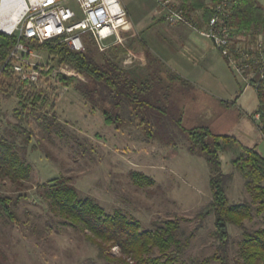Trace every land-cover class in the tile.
I'll return each mask as SVG.
<instances>
[{
    "label": "rangeland",
    "instance_id": "rangeland-1",
    "mask_svg": "<svg viewBox=\"0 0 264 264\" xmlns=\"http://www.w3.org/2000/svg\"><path fill=\"white\" fill-rule=\"evenodd\" d=\"M120 1L122 5L127 4L130 22L138 21L132 30L130 27L127 32H121L125 41L121 60L128 51L144 59L143 65L134 63L122 68L153 73L159 65L154 82H158L163 91H172L174 103L183 110L184 128L208 127L214 134L237 140L225 146L221 153L222 170L231 175L226 193L231 204L251 203L244 187L245 179L232 166V161H239L242 147L254 145L264 156L262 134L253 119L248 122L244 114L254 111L253 116L257 110L255 89L245 88L242 79L216 50L217 69L208 68L205 78L217 87L210 88L192 71L198 69L193 53L177 52L162 40L163 34L159 31L163 25L142 28V24L163 20L154 0ZM173 3L181 5L180 0ZM191 31L194 37L197 33ZM258 33L264 35V30L260 28ZM140 39L154 53L158 64L147 62ZM83 40L86 49L93 47L90 36L83 35ZM34 53L37 58L32 62L44 68L42 82L34 90L47 97L48 105L25 114L28 111H22L13 91L6 88L0 91V140L14 145L19 158L31 166L26 181L15 182L0 175V196L11 198L12 203L20 198L16 205H10L17 223L10 222L0 211V264H119L100 258L97 247L86 239L88 234L82 228L65 225V220L50 210L42 196L43 186L60 177L75 187L79 198L98 203L107 215L121 212L138 222L143 231L153 230L154 226L168 221L176 222L179 225L177 240L187 243L177 264L199 263L212 256L217 242L213 237L214 216L208 208L211 192L205 160L188 154L187 143L177 130L173 132L175 147H171L158 139L145 140L141 128L134 125L124 124L119 130L106 125L100 110L92 111L74 88H65L59 79L62 76L84 83L87 80L79 75L64 74L61 69L65 65H57L46 53ZM96 53L95 58L99 59L100 52ZM175 76L181 82L168 81ZM26 90L25 93L32 91ZM223 100H236V105L227 107ZM43 115L53 123L49 132L43 124ZM17 127L27 131L28 143L19 136ZM132 172L148 177L153 184L136 183L131 179ZM244 228L247 233L264 228L263 215L254 212L250 220L244 221ZM228 233L229 254L235 259L243 230L230 225ZM109 251L112 256H119L117 248ZM152 256H159L158 251Z\"/></svg>",
    "mask_w": 264,
    "mask_h": 264
},
{
    "label": "trees",
    "instance_id": "trees-1",
    "mask_svg": "<svg viewBox=\"0 0 264 264\" xmlns=\"http://www.w3.org/2000/svg\"><path fill=\"white\" fill-rule=\"evenodd\" d=\"M182 7L189 12L202 11L207 19L209 12L206 6L213 0H180ZM232 23L238 31L257 35L258 30H264V13L255 0H239L234 8ZM124 38V37H123ZM26 45L34 51L46 53L57 65L71 67L77 75L87 80L60 77V83L65 88H74L81 97L90 104L93 110H100L104 123L119 130L122 125H134L141 128L145 140L165 141L171 147L174 144V131L177 130L186 141V150L192 156L202 157L209 170V188L211 202L208 208L214 216L213 237L217 242L212 256L199 263L208 264L211 261L219 264H264V228L247 233L244 221L250 220L253 213L264 218V156L256 147H242L239 161H232V166L245 179L244 187L251 198V203L231 204L227 197V182L230 174L222 170L221 153L225 146L237 143L232 136L218 135L208 127L184 128L182 126L183 110L175 104L172 91H163L156 80L158 67L153 73L137 69H124L120 64L124 46H114L96 59L97 49L89 46L85 52H76L68 48L60 39H53L44 44L25 40ZM16 43L14 36L0 32V91L5 88L13 91L22 111L25 114L35 113L40 106L48 105L47 97L34 87H27L16 80L9 54ZM142 43V42H141ZM143 53L150 64H158L155 56L143 46ZM181 79L177 76L170 81ZM76 82V83H74ZM27 89V90H26ZM259 101L255 113H262V135L264 134V78L254 88ZM30 91L31 92H27ZM234 105L235 102L226 103ZM252 118V114L248 116ZM47 131H51L53 123L46 115L42 116ZM17 133L25 143L30 136L27 131L17 127ZM31 166L22 161L15 146L6 140H0V175L11 181H26L29 179ZM131 179L136 183L149 185L153 182L146 176L132 172ZM42 196L50 210L61 216L65 225L80 227L88 235L86 239L98 249L100 258L115 261L119 264H177L186 244L177 240L179 225L168 221L162 226H154L153 230L143 231L139 223L127 218L121 212L112 215L105 214L103 208L89 198L81 199L78 192L65 178H54L43 186ZM20 200L12 203L11 198L0 196V211L12 223L18 218L11 209ZM11 205V206H10ZM243 230V239L238 244L237 257L232 259L229 254L230 236L228 226ZM111 248H117L119 256H112ZM157 250L159 256H152Z\"/></svg>",
    "mask_w": 264,
    "mask_h": 264
},
{
    "label": "built area",
    "instance_id": "built-area-1",
    "mask_svg": "<svg viewBox=\"0 0 264 264\" xmlns=\"http://www.w3.org/2000/svg\"><path fill=\"white\" fill-rule=\"evenodd\" d=\"M154 1L167 25H185L208 39L227 66L242 79L245 88L258 86L259 81L264 78V35L238 31L234 26L232 16L239 0L209 1L206 6V11L209 12L207 19L204 18V12L201 11L200 15L197 11L189 12L182 5L174 4L175 0ZM15 2L18 16L14 24L7 27L8 18L1 16L3 0H0V32L16 38L8 61L17 80L29 87H39L44 68L32 62L37 58L35 51L23 41L44 44L58 38L66 43L69 49L85 52L83 35H88L95 48L104 53L111 47L124 46L125 41L121 32L130 28L128 13L120 0H15ZM143 62V57L129 51L125 59H120L123 67H129L134 63L143 65ZM61 71L68 76H77L76 72L66 65ZM261 118L260 112L252 116L260 132L263 127ZM262 137L264 140V134Z\"/></svg>",
    "mask_w": 264,
    "mask_h": 264
},
{
    "label": "crops",
    "instance_id": "crops-1",
    "mask_svg": "<svg viewBox=\"0 0 264 264\" xmlns=\"http://www.w3.org/2000/svg\"><path fill=\"white\" fill-rule=\"evenodd\" d=\"M255 2L259 7H261V9L264 13V0H255ZM122 6L125 9H127V4H123ZM126 11H128V10H126ZM127 13H129V11ZM197 13H198V15H200L201 11L198 10ZM128 16H129V14H128ZM150 16H151V18L154 17L153 14L152 15L150 14ZM129 18H130V16H129ZM131 19H132V17H131ZM137 22L136 21L134 22L133 20H132V22H130V25H131L130 27H132L131 30L133 29V27L136 26L134 23H136L138 25ZM161 25H163L162 26L163 29L160 28L162 31H159V32H161V34H163V35H161L162 40L165 43L169 44L170 48L172 47L174 50L177 49V52H182L183 50L191 51L193 53V56L196 57V59L193 60V61H196L194 65L196 67H198L197 70L193 69L192 71H194L195 74L196 73L199 74L201 80L205 81L210 86V88H212L213 85H214L213 87L216 88L217 86L215 84L211 83L210 80L208 79V77L205 78L206 73H208V71H207L208 68H210L211 70L217 69V67H215L216 66V61H215L216 56L214 54L215 49L213 48L211 42L208 39H206V38H204L198 34H196L194 37H192V35H194V34H192V35L190 34V32H189V31H191L190 28H188L187 26L182 25V24H179L176 26H169L163 20H157V21L148 22L145 26H143V24H142L141 26H142V28L146 27V29H153L156 27L158 28ZM127 31H125V32H127ZM191 33H192V31H191ZM140 41L142 42V48L144 46L153 55L154 53L150 50L148 45L144 41H142L141 39H140ZM223 61L225 62L224 59H223ZM200 65H201V67H200ZM177 75L181 76L180 73H177ZM181 78H183V77H181ZM184 80H186L188 83L190 82V80H188V79H184ZM219 90L223 91L220 88H219ZM231 102H235L234 105H236V100L230 101V103ZM257 102H258V104H257L256 109L258 108V105H259L258 98H257ZM223 103L225 104V106L229 107V105L226 104V103H229V101H224ZM252 113H248V112L244 113L246 115L245 117L248 119V122H249L248 116L251 115Z\"/></svg>",
    "mask_w": 264,
    "mask_h": 264
},
{
    "label": "bare ground",
    "instance_id": "bare-ground-1",
    "mask_svg": "<svg viewBox=\"0 0 264 264\" xmlns=\"http://www.w3.org/2000/svg\"><path fill=\"white\" fill-rule=\"evenodd\" d=\"M1 16L8 18L7 27H10L14 24L16 17L18 16V8L16 7L15 0H3V5L1 8ZM5 27V26H4Z\"/></svg>",
    "mask_w": 264,
    "mask_h": 264
}]
</instances>
